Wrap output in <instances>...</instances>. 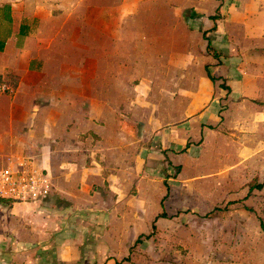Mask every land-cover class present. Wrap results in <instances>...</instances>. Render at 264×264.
<instances>
[{
  "label": "crops",
  "instance_id": "0c3cea01",
  "mask_svg": "<svg viewBox=\"0 0 264 264\" xmlns=\"http://www.w3.org/2000/svg\"><path fill=\"white\" fill-rule=\"evenodd\" d=\"M156 1L194 8L189 28L201 36L205 71L208 67L214 75V66L220 78V97L264 108V0ZM149 2L92 0L93 14L80 19L77 8L53 14L43 1L0 0V83L15 85L12 93H0V170L10 160L26 158L53 185L51 197L40 205L0 200V264L69 257L68 247L79 257L84 223L110 225L113 213L126 204L122 198L132 197L137 180L132 182V165L147 164L144 151H133L143 140L135 135L139 130L125 120L132 110L125 88L132 83V37L140 70L147 60L140 46L147 53L148 39L159 37L176 44L184 18L178 12L141 13ZM209 44L219 57L206 53ZM175 59L178 50L172 48L173 64ZM218 100L189 123L198 133L207 129L202 125L213 117ZM157 135L164 144V133ZM98 187L112 200L103 201L102 215L91 211ZM114 202L118 209L110 208ZM125 211L139 213L130 205Z\"/></svg>",
  "mask_w": 264,
  "mask_h": 264
},
{
  "label": "rangeland",
  "instance_id": "374dc122",
  "mask_svg": "<svg viewBox=\"0 0 264 264\" xmlns=\"http://www.w3.org/2000/svg\"><path fill=\"white\" fill-rule=\"evenodd\" d=\"M37 1L49 4L53 14L75 13V8L80 19L93 14L92 0ZM178 2L172 7L153 0L140 10L148 15L178 12L184 17L176 44H171V37H159L148 39L147 53L140 46L141 57L147 59L140 70L136 69L137 39L132 37V83L125 86L132 110L125 120L143 139L133 144V151L147 154V164L132 165V182L137 178L132 197L122 198L127 205L118 207L121 211L113 213L110 225L84 223L79 257H72L68 247L64 253L69 257H30L31 262L23 264H264L260 226L264 223V108L220 97V82L209 80L205 71L201 36L189 28L193 22L188 15H194V8ZM172 48L179 57L174 64ZM206 53L217 54L209 47ZM215 99L219 100L214 102V115L202 125L205 132L198 133L189 123ZM161 132L164 144L157 135ZM258 184L262 189L250 193V187ZM97 189L100 193L94 198ZM51 195L18 204L40 205ZM110 198L105 188L94 189L91 211L102 215L107 209L102 203ZM114 203L108 207L119 204ZM128 205L139 213L126 212ZM159 215L165 216L157 220L153 232V219ZM139 235L141 242L135 245Z\"/></svg>",
  "mask_w": 264,
  "mask_h": 264
},
{
  "label": "built area",
  "instance_id": "2783aa9c",
  "mask_svg": "<svg viewBox=\"0 0 264 264\" xmlns=\"http://www.w3.org/2000/svg\"><path fill=\"white\" fill-rule=\"evenodd\" d=\"M12 91L9 84L0 85V93ZM52 189L49 175L26 158L10 160L9 165L0 170V200L11 203L43 201L51 195Z\"/></svg>",
  "mask_w": 264,
  "mask_h": 264
},
{
  "label": "trees",
  "instance_id": "16d2710c",
  "mask_svg": "<svg viewBox=\"0 0 264 264\" xmlns=\"http://www.w3.org/2000/svg\"><path fill=\"white\" fill-rule=\"evenodd\" d=\"M212 19L215 20L216 17H212ZM209 48H210V44H209ZM214 57L217 58L218 55H217L216 53H214ZM206 72H207V76H208V78H209L212 82L216 83L217 81L220 80V78L215 77V76L209 71L208 67H206ZM5 83H6V82H5ZM0 85H1V83H0ZM221 86H222L223 88H225V89H228V87H226L225 85H221ZM14 87H15V85H13V88H14ZM179 169H180V167H178V171H179ZM262 187H263L262 184H258V185H255V186H251L249 192L251 193L254 189H259V190H260V189H262ZM229 204H232V203H229ZM163 216H165V215H159V216H157V217L154 219V221H153V225H152L153 232H155V231L157 230V226H156V222H157V220H158L159 218L163 217ZM260 226H261V228L264 230V223H263L262 221L260 222ZM152 234H153V233H152ZM150 236H151V235H148V236H146V238L150 239ZM140 242H141V239L139 238V239H137L135 245L139 244ZM135 245H134V246H135ZM116 264H122V262H118V261H116Z\"/></svg>",
  "mask_w": 264,
  "mask_h": 264
}]
</instances>
